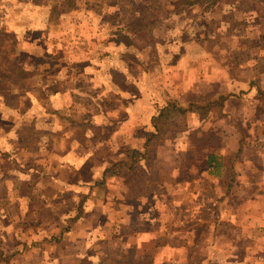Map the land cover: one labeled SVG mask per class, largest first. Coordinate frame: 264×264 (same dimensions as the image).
<instances>
[{"label":"crops","instance_id":"0c3cea01","mask_svg":"<svg viewBox=\"0 0 264 264\" xmlns=\"http://www.w3.org/2000/svg\"><path fill=\"white\" fill-rule=\"evenodd\" d=\"M175 1L177 6L171 3L176 7L168 8L173 11L159 18L151 32L155 44L148 52L154 61L145 59L146 67L140 71L124 61L131 49L120 44L115 33L100 35L98 27L90 28L83 20L82 25L74 23L69 34L71 44L65 40L68 32L62 34L61 25L74 18L73 12L59 13V28L55 29L53 8L46 3L49 0H37L33 9H26L34 18V27L27 32L29 41L23 52L18 51L20 37L15 41L19 47L14 48L16 59L19 53H28L31 70H38L40 62L34 60L35 53L30 50L31 45L38 44L32 38L34 31L44 34L39 44L50 34L61 36L62 41L47 50L50 69L43 79L49 76L63 81L47 83V96H31L30 104L41 108L42 120H49L51 112L61 115V108L74 114L62 126L49 129L60 139V144L53 140L49 151L56 153L64 148L65 152H58L61 161L53 160L52 164L68 169L72 176L51 178L39 171L21 179L15 173L9 178L12 182L0 185L5 188L0 198L9 199L8 204L0 202V209L12 202L18 206L0 212L2 235L9 228L19 233L11 242L10 252V244L0 232V254L8 256L7 263L264 264V65H260L264 61H236V54H244L248 48L233 47L232 40L249 38V33H240L236 25L225 29L228 21L264 22V11L260 9L264 0L262 5L260 0ZM2 2L0 26L9 14L5 11L3 18L1 11L6 4ZM192 14L210 26L218 24L217 29L192 28ZM91 15L102 19L101 14ZM254 29L258 30L256 26ZM58 85L67 86V90L56 88ZM235 94L240 96L233 98ZM218 99L222 100L221 107L212 106L205 119L188 113L187 127L181 135L173 133L159 139L154 158L148 160L147 155L139 163L140 175L110 177L97 186L103 182L105 169L124 160L130 151L144 152L145 138L154 133L151 121L167 102L186 106ZM232 99L238 104L235 110L230 106ZM258 108L260 112H256ZM207 124L216 127L214 147H199L189 141L191 132L200 133ZM104 137L115 139L103 145L99 141ZM119 138L121 145L129 146L126 156L103 162L105 165L96 173L86 161L95 157L90 150L114 149ZM77 146L89 150L85 157ZM198 149L201 152L193 155ZM71 152L76 157L72 162L65 161ZM210 156L214 157L210 165L220 167L216 175L210 173ZM75 170L81 177L74 174ZM36 178L42 184L47 181L43 187L51 185L49 181L62 183L56 191L72 192L71 202L78 201L77 205L73 208L69 203L68 207L64 202L45 209L47 205L38 192L50 195L36 188L39 191L31 197ZM125 183L131 187L142 184L144 188L132 190ZM23 188L27 189L25 197L20 195ZM64 206L67 210H61ZM45 214L55 217L45 223L41 221ZM29 227L35 229L30 234L35 236L33 239L28 236Z\"/></svg>","mask_w":264,"mask_h":264},{"label":"rangeland","instance_id":"374dc122","mask_svg":"<svg viewBox=\"0 0 264 264\" xmlns=\"http://www.w3.org/2000/svg\"><path fill=\"white\" fill-rule=\"evenodd\" d=\"M3 1V4H6L5 9H2V16L5 17V11H8V17L7 21L4 22L0 26V31L3 32V29L5 30V38L6 43L2 45V48L4 49L3 55L5 56V60L8 62L9 67L12 69L5 70L6 64L2 63L0 61V185L3 184V182H6L7 180L13 181L11 178V174H20V178H30V176L34 175L35 173L41 171L49 174V177H69L72 176V173L62 167L59 164H52V161L60 162V156L57 153H65L64 148L61 149V151H49L51 144L53 140H56L60 144V139H56L55 134L49 133V129H54L56 126L64 124L66 122V119H70L74 115H70L67 111H63L64 109L61 108L62 112H65L66 115L70 116H64L65 114L61 112V115L58 114L57 111L51 112L50 119H41L40 113H43L41 108L33 107L30 104V97L34 95H37L39 98H44L43 95L47 96V90H46V84L49 82L52 84L54 81L58 80L63 81V78H53V77H46V81L43 79L45 73L50 68H47V65L49 61V57H47V50L52 45H57L61 39V36H57L56 34H50L49 37H47L43 43L39 44V40L42 38V31H38L36 29L34 32L36 34L32 37L35 38V40L38 42L36 45H31V51L35 53L34 60L40 62L39 69L31 70V63L32 61L31 56L27 55L28 53H19L16 59L14 56V53H16V50L14 49L18 46H16L15 41L20 37L21 39V47L18 49V51H24L25 47H27V42L29 41V38L27 37V32L34 27V18H30L28 16L29 11L25 12L26 9H33L36 5L35 2L37 0H0ZM39 1V0H38ZM189 1V0H188ZM178 2H181L180 0ZM203 2V1H202ZM47 3V7H52L54 13L52 14V24L55 27V29L59 28L58 23V17L59 13H65L67 14V10H70L75 15L74 18H69L67 20V23L64 25H61L62 28V34H66L65 40H68L69 43L72 44L73 39H71L70 35L72 33V27L74 23L81 24L82 21L85 20V23L91 27H98V30L100 31V35H106L109 31L112 33H115L117 35V40L120 44L125 45L126 47H129L131 50L130 52H127V56L125 57L124 61H126L127 64L132 65L134 71H140L141 69H145V59H149L150 62L154 61L153 55L149 53V48L151 50V46L155 44L153 41V38L151 37V32L155 29L157 24H159V18H161L163 15H168L173 10H168V8L173 7L175 8L177 6L176 1L174 0H49ZM176 4V6L172 5ZM166 4V5H165ZM259 4H263V0H260ZM180 6H178L179 8ZM172 9V8H171ZM261 11H264V6H260ZM199 11V10H198ZM101 14V18L97 19V16H93L91 14ZM199 12H196V14ZM192 19H195V14H192ZM169 16V15H168ZM204 17V16H203ZM264 17V14H263ZM231 17L228 18L230 20ZM225 20V19H224ZM195 22H192L191 27L196 29H217V25L210 26L207 22H204L203 20H194ZM256 24V25H255ZM233 25H236L243 33H249L247 35L249 38H244V40L240 39H234L232 40V46L238 48H243L247 46L248 50L246 53L242 54V52L236 54V57L234 58L237 60H246L248 63L253 62H260L264 61V47H262V44L264 45V22H250L247 24L239 22H226V28L227 30H230V27H233ZM60 26V27H61ZM257 27L258 30H255L254 27ZM83 27V26H82ZM2 29V30H1ZM103 29V30H102ZM103 31V34L101 33ZM253 31V32H251ZM20 32V33H18ZM60 34V35H62ZM70 34V35H69ZM70 40H69V39ZM263 39V42L261 40ZM34 40V42H35ZM238 40V41H237ZM240 40V42H239ZM247 41V43H245ZM25 42V43H24ZM238 42V43H237ZM44 47V49H43ZM19 48V47H18ZM15 50V51H14ZM43 50V51H42ZM14 51V52H13ZM133 51V52H132ZM139 51V52H138ZM27 52V51H26ZM49 52V51H48ZM51 54V52H49ZM51 56V55H50ZM152 56V57H151ZM151 57V58H150ZM240 57V58H239ZM13 59H16L14 61ZM36 65V64H35ZM260 65H264L262 62ZM148 69V68H147ZM50 71L48 72L49 75ZM58 74V73H57ZM45 78V77H44ZM21 82V84L24 85V87H27V91L23 94V96H19L18 93V84ZM129 81H126V87ZM60 83V82H59ZM64 83V82H63ZM131 85V84H130ZM56 86V88H61V90H67V86ZM133 86V85H132ZM55 87V86H51ZM134 87V86H133ZM33 90V91H32ZM39 90V91H38ZM130 92V87L127 89ZM128 92V91H127ZM16 93V94H15ZM233 96H240V95H231ZM38 98V99H39ZM205 99V98H203ZM236 99H232L230 102L231 108L235 110L238 107ZM220 99L216 100V103H219ZM204 103L201 102L200 104ZM262 108V107H260ZM260 109H256V112H260ZM80 112V111H79ZM39 113V114H38ZM4 116H7L5 118ZM34 116V117H33ZM36 116V118H35ZM233 119L234 116H233ZM3 120L9 122L4 123ZM83 120V117H81V121ZM186 122V119H185ZM235 123V122H234ZM8 124V125H7ZM71 124V123H70ZM66 125V124H65ZM237 125V124H236ZM264 126V125H263ZM185 126L183 129L176 131L174 133L175 135H181L182 132L185 131ZM210 126H205V129L198 133L197 132H191L189 136V141L192 143L202 146L205 145L214 147L215 144V131L213 130L216 128L215 126L209 128ZM62 133V131H61ZM60 133V135H61ZM81 137V134H79ZM78 135V136H79ZM111 135V134H110ZM70 139L73 138L71 134L67 135ZM107 137L102 138L99 142H101L103 145H106V142L108 140L113 141L111 138L106 139ZM68 139V138H67ZM120 138L118 140V143H115V148L107 149L102 148L99 150H90L91 153L94 154V158L89 157L86 161L88 165L91 167V169H94L97 173L98 169H101L103 164L105 165V161H113L118 158L125 157L129 146L120 143ZM155 147V146H154ZM154 147L149 151L148 160H152L151 157L154 158L155 156V149ZM71 148V147H70ZM79 148V152H81L82 157H85L89 150H81V147ZM206 149V148H205ZM204 149V153L206 152ZM196 152V153H195ZM195 152H192V154L196 155L197 153H200L201 151L198 149ZM76 154V153H75ZM191 154V155H192ZM50 155V158L48 157ZM69 158L65 161L72 162L73 158L76 156H72L71 154H68ZM192 155V156H193ZM211 155V154H210ZM183 157L185 155H182ZM230 161V160H229ZM64 162V161H63ZM149 164V163H147ZM198 169L201 171V165H198ZM147 171L151 173V169L148 167ZM73 172V171H72ZM74 174H76L78 177H81V175L78 173V171H74ZM140 175V172L138 173ZM76 176V177H77ZM55 185H54V184ZM47 184V181L46 183ZM45 184H42L38 178L35 179L34 183V189H32V194L36 195V191H44L49 197L45 196L44 193L38 192V195L40 196L42 194L43 199L42 201H45L46 207L48 208L49 205H57V204H63L66 202V206L69 207V203H72V207L74 208L78 201L71 202L72 198V192L64 191L63 189L56 191L57 187H61L63 184L60 182H50L46 187H43ZM129 184L130 183H125ZM57 185V186H56ZM61 185V186H60ZM70 187V186H69ZM194 187V185H193ZM36 188H39L36 189ZM133 189V187H131ZM138 187H135V189ZM140 189V188H139ZM27 189L23 188V192L20 193V195H23L25 197V191ZM5 191V188L0 186V193H3ZM56 191V194H55ZM54 193V194H53ZM83 192L81 193V195ZM18 198V196H17ZM121 198V197H120ZM31 200L35 201V198H31ZM131 200V198H130ZM9 199H2L0 198V202H6L8 204ZM28 202V200H26ZM80 201V200H79ZM131 204H133L132 201H130ZM65 204V203H64ZM149 204V203H148ZM146 208L148 205H146ZM12 207H18L17 202H12V205L4 207L3 209H0V212L3 211H12ZM61 210H67V208L61 207ZM12 214V212H10ZM59 216H61L59 214ZM55 216L53 214H45L42 216L41 221L47 223L50 219H53ZM58 217V213L57 216ZM3 214H0V232L1 235L3 234L2 228L4 221ZM36 222V221H35ZM28 236L32 233H35V229H32L31 227L27 228ZM19 236L18 231H16L13 228H9L5 231V235H2V237H5L8 240V243L10 244L7 251H13L12 250V243L15 238ZM30 238H35V236L30 235ZM17 240V239H16ZM9 252V253H10ZM13 253V252H12ZM8 255V254H6ZM10 255V254H9ZM8 256H4V252L0 254V264H10L7 263L6 258ZM9 261V260H8ZM22 261H20L21 263ZM17 263V264H20ZM13 264V263H11Z\"/></svg>","mask_w":264,"mask_h":264},{"label":"trees","instance_id":"16d2710c","mask_svg":"<svg viewBox=\"0 0 264 264\" xmlns=\"http://www.w3.org/2000/svg\"><path fill=\"white\" fill-rule=\"evenodd\" d=\"M4 33V29L3 32L0 31V61L6 64L5 70H7L8 68L12 69V67H9L8 62L5 60V56L3 55L4 49L2 48V45L6 43ZM13 60L16 61V59ZM18 88L19 90L17 94H22L25 87L23 84H21V82H19ZM261 94L264 95V93ZM221 103L222 100L219 103H216V100H214L208 102L205 101L202 104H195L191 102L186 106H181L177 101L171 100L167 102L162 108L158 110L156 116L153 117L151 121L154 128V133L148 135L145 138L144 152L141 153L136 150L130 151L128 153V156L124 160L118 161L111 167L105 169L102 174L103 182L98 183L97 186H102L104 182L110 177H123L129 174H134L136 176V174H138L139 172V163L147 158V154L155 146V143L166 135L176 133V131L183 129L186 126L185 118L188 113H197L199 115V118L202 120L206 118L212 106L221 107ZM210 157L211 158H209L208 163L209 168H211L210 173L216 175L220 167L217 166V164H215V166L213 165L214 167L210 165V159L212 161L214 160V157ZM135 186L137 185L134 184L132 190H135ZM138 188H140L139 190H141L144 187L142 186V184H140Z\"/></svg>","mask_w":264,"mask_h":264}]
</instances>
